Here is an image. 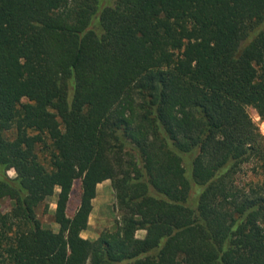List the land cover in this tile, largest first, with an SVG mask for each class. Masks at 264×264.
<instances>
[{
  "label": "trees",
  "instance_id": "obj_1",
  "mask_svg": "<svg viewBox=\"0 0 264 264\" xmlns=\"http://www.w3.org/2000/svg\"><path fill=\"white\" fill-rule=\"evenodd\" d=\"M248 107L264 121V0H0V264H264ZM104 180L117 218L83 237Z\"/></svg>",
  "mask_w": 264,
  "mask_h": 264
},
{
  "label": "rangeland",
  "instance_id": "obj_2",
  "mask_svg": "<svg viewBox=\"0 0 264 264\" xmlns=\"http://www.w3.org/2000/svg\"><path fill=\"white\" fill-rule=\"evenodd\" d=\"M251 118L258 125L261 133L264 135V121H262L255 109L252 107L247 108ZM184 161L190 159L189 155H183ZM9 175L13 176L14 172L9 170ZM190 175V173H189ZM259 175L253 172L251 165H244L242 171L237 175V180L240 183H248L259 179ZM80 180L75 181L70 200L68 202L67 214L71 215L76 206L78 205L80 195ZM56 196L48 198V209L44 210V207L40 205L36 208L37 217L43 223V225L57 229V225L53 222V211L55 208ZM12 201L8 198L0 199V211L5 212L10 209ZM117 218V211L114 207V195L110 186L109 180H104L96 186V197L93 200V209L89 216L88 228L81 233L83 237L93 239L104 228H110L114 225ZM145 230H138L136 235L138 237L145 236Z\"/></svg>",
  "mask_w": 264,
  "mask_h": 264
}]
</instances>
